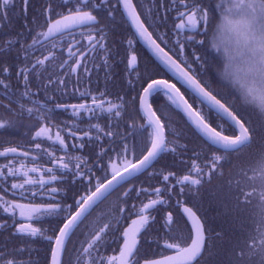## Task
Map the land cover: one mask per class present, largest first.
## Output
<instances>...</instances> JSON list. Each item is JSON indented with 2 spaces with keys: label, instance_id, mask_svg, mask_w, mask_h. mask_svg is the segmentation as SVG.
<instances>
[{
  "label": "snow or ice",
  "instance_id": "6c2138e0",
  "mask_svg": "<svg viewBox=\"0 0 264 264\" xmlns=\"http://www.w3.org/2000/svg\"><path fill=\"white\" fill-rule=\"evenodd\" d=\"M0 130V264H264V0H0Z\"/></svg>",
  "mask_w": 264,
  "mask_h": 264
},
{
  "label": "flooded vegetation",
  "instance_id": "af4514ba",
  "mask_svg": "<svg viewBox=\"0 0 264 264\" xmlns=\"http://www.w3.org/2000/svg\"><path fill=\"white\" fill-rule=\"evenodd\" d=\"M135 3L137 4H143L145 6L149 5L151 3V0H134ZM77 39H79V36H77ZM111 37L109 40V43L111 44ZM58 43V41H57ZM123 47L126 48L127 44L126 41L123 44ZM137 49L140 50V55L141 57H150L151 54L150 52H148V50L143 46V44L141 42H138L136 45ZM39 54V53H37ZM64 55L66 57L67 53H66V49L64 52ZM103 53L100 52L97 54V59L96 62L99 63L100 62V58L102 57ZM143 67V64L141 65ZM89 67L91 68V63L89 62ZM120 68H123V65H120ZM81 76L83 78V82L80 85L81 91H83V89L85 87H92L95 88L97 86V76L99 77V84L101 87H103L104 84V71L100 70L99 73H97L96 71H93L92 73V77H91V83L89 84V80L86 77V75L83 73V71L81 70ZM73 80H75V77H73ZM109 87L111 88L112 85H109ZM72 93V86H69V96L64 98V100L62 102L65 103H78L80 102L77 97L79 96V93H77L75 96L71 95ZM165 102V98L161 95L160 97H158L156 99V104L154 106H158L161 103ZM75 118L72 116L71 114V110H69L68 112H62V111H57L56 113V123H62L63 121H71L74 120ZM88 119H87V114H85L83 116L82 119H76V123H79L81 125V127H86L87 123H88ZM92 123H95V120L91 121ZM102 122V121H101ZM2 131V130H0ZM10 139L12 140V144L14 145L17 142H27V138L24 136V129H21L18 133H14V135L12 137H10ZM69 145H71L72 141L71 139L68 140ZM129 143L131 144V140L129 141ZM7 146V145H5ZM45 147H47V144H45ZM62 153H57V155H61ZM6 161L4 160V158L0 157V164L5 163ZM43 162V161H41ZM143 179V178H142ZM10 183V182H9ZM139 183V182H137ZM59 186V185H58ZM211 195V193H210ZM25 196L30 197L31 193L30 192H26ZM61 197L64 196V193L60 194ZM9 198H11V196H9ZM41 199L47 200L48 197L44 196V197H40L39 195H37L36 200L40 201ZM175 199L176 197H173V204L175 203ZM70 202V201H69ZM106 204L107 202H105L104 204H101L98 208H96L95 211L92 212V215L88 217L87 220L84 221V224L81 225V229L78 230V234L79 231H86V226L90 225V223L96 218L97 214L103 210L106 209ZM220 211L217 207H215L214 205H210L209 202H204L203 201V206L200 207L199 210V214L201 216H207V217H216V223L218 224V219H221L219 217H217V212ZM0 218H5V214L2 213V211H0ZM223 221V220H222ZM44 226H47V224L45 223ZM226 227V225H224ZM81 239L83 237H80ZM34 239V244L33 247L37 250L36 252L33 253L34 257L38 258L40 261H44L45 259V253H46V249L48 248V242L43 240L40 237L37 238H33ZM49 258H50V254H49Z\"/></svg>",
  "mask_w": 264,
  "mask_h": 264
},
{
  "label": "trees",
  "instance_id": "16d2710c",
  "mask_svg": "<svg viewBox=\"0 0 264 264\" xmlns=\"http://www.w3.org/2000/svg\"><path fill=\"white\" fill-rule=\"evenodd\" d=\"M176 118H177L178 120L180 119L179 116H177ZM205 187L207 188V186H205ZM210 199H211L210 192H207V193L205 194L204 202H208ZM210 205H211V204H210ZM217 221H218V224H223L222 219H218Z\"/></svg>",
  "mask_w": 264,
  "mask_h": 264
},
{
  "label": "water",
  "instance_id": "95a60500",
  "mask_svg": "<svg viewBox=\"0 0 264 264\" xmlns=\"http://www.w3.org/2000/svg\"><path fill=\"white\" fill-rule=\"evenodd\" d=\"M151 54V53H150Z\"/></svg>",
  "mask_w": 264,
  "mask_h": 264
}]
</instances>
